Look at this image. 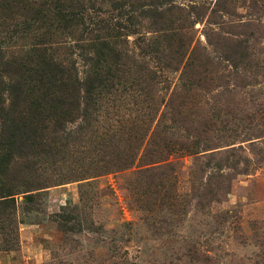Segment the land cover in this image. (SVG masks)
<instances>
[{"label":"rangeland","instance_id":"374dc122","mask_svg":"<svg viewBox=\"0 0 264 264\" xmlns=\"http://www.w3.org/2000/svg\"><path fill=\"white\" fill-rule=\"evenodd\" d=\"M163 2L164 30L121 20L135 31L123 72L75 112L58 153L9 167L16 189L40 188L0 217V264H264V0ZM12 28L0 69L29 48Z\"/></svg>","mask_w":264,"mask_h":264},{"label":"trees","instance_id":"16d2710c","mask_svg":"<svg viewBox=\"0 0 264 264\" xmlns=\"http://www.w3.org/2000/svg\"><path fill=\"white\" fill-rule=\"evenodd\" d=\"M163 1L113 0L115 15L109 11L100 24L85 28L82 20L88 9L104 14L96 8L97 0H0V28L6 29L10 23L13 27L3 33L18 44L27 42L21 44L22 49L29 46L22 59L6 60L0 69V217L9 211L16 193L40 188L38 183H27L16 189L9 182L16 176L8 172L11 164L17 158L32 157V161L58 153L59 133L68 132L67 124L75 112L82 104H96L98 96L123 72L126 56L122 49L128 43L126 37L135 31L121 20L126 18L135 25L138 17L150 18L153 28L164 30V14L172 8H165ZM20 5L27 14L16 19L15 8ZM162 36L166 46L175 42L173 33ZM148 47L164 48L158 39L151 40ZM61 49L67 52L59 53ZM68 54L78 59L68 64ZM31 166L28 162L24 167Z\"/></svg>","mask_w":264,"mask_h":264}]
</instances>
